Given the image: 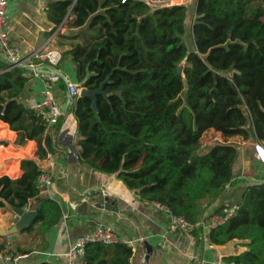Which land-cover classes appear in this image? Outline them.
<instances>
[{
    "label": "trees",
    "instance_id": "16d2710c",
    "mask_svg": "<svg viewBox=\"0 0 264 264\" xmlns=\"http://www.w3.org/2000/svg\"><path fill=\"white\" fill-rule=\"evenodd\" d=\"M194 7L192 47L184 40L185 4L153 8L141 0H51L46 13L52 30L62 24L84 27L54 67L70 58L80 87L87 89L107 79V96H97L96 111L88 96L71 99L78 161L116 174L139 200L197 224L231 182L238 152L225 141L200 150L203 133L213 128L247 138L249 122L251 133L264 141V0H195ZM38 62L48 65L31 63ZM231 64L244 66L248 77L225 74L222 66ZM28 69L0 61V120L16 133L15 144H37L35 158L20 159L18 177L0 176V208L23 209L38 198L34 220L20 231L39 224L45 232L58 223L62 209L36 188L43 170L38 160L53 149L44 117L20 99ZM57 81L65 90L64 81ZM236 205L231 218L209 231L208 241L245 246L220 264H264V181L247 185ZM133 257L123 241L89 243L82 264H132Z\"/></svg>",
    "mask_w": 264,
    "mask_h": 264
},
{
    "label": "crops",
    "instance_id": "0c3cea01",
    "mask_svg": "<svg viewBox=\"0 0 264 264\" xmlns=\"http://www.w3.org/2000/svg\"><path fill=\"white\" fill-rule=\"evenodd\" d=\"M50 1L7 0V30L10 41L18 48L26 62L43 61L41 54L47 50L57 49L61 52L68 49L71 43L77 41L73 36L84 28H67L66 24H62L52 30L54 25L48 21L46 13ZM173 4L188 6L185 25L186 34L189 32L191 36L192 47L191 25L195 17V0H173L169 5ZM60 34L64 37H60ZM0 61L6 63L2 52ZM35 67L37 75L31 69L26 72L29 79L20 96L28 107H32L42 98L43 82L46 77L54 76L48 71H39L40 67L47 70L50 68L49 65L38 62L35 63ZM53 68L66 78L64 81L61 76L55 75L64 81L65 90L59 87L57 79L52 83V92L64 109V114L57 125L50 126L46 131V135L52 141L53 151L46 159L37 160L44 171L52 173L53 183L51 195L48 197L53 198L61 206L62 217L45 232L40 229L39 224H35L30 232L18 231L11 237L0 236V243L3 239L10 238L14 249H29L25 262L49 260L56 264H68L65 251L75 239L91 231L98 224H107L117 231L121 241L132 247L134 252L132 264L144 263L141 241H147L152 247L149 264H220L224 256L245 250V246L235 240L223 245L210 243L202 237V226L197 228L198 236L192 237H186L180 231H170L169 216L164 209L155 203L139 200L134 191L127 189L116 174L96 172L80 163L74 146L76 121L70 110L72 98L67 92L68 84H76L79 90L81 88L80 82L76 79L75 64L70 58H63L58 67ZM245 128L248 129L247 138L240 133L225 135L213 128L206 130L201 137L202 151L216 142L225 141L234 144L238 152L232 166L231 182L226 185L224 192L205 208L199 222L207 221L218 208L237 203L247 185L264 181V164L260 163L253 153L254 143L258 140L251 133L249 125ZM72 132L74 136L65 139L67 133ZM15 138L16 133L0 120V156L11 167L8 173L0 176L18 177L21 174L20 159L35 158L36 142L28 140L25 144L18 145L14 143ZM247 149L251 150V157L247 156ZM98 191L117 203V213L105 209L92 210L97 204L98 197L94 196ZM37 201L38 198L32 199L26 209H34ZM13 214L12 210L0 208V227H10L18 219ZM45 252L52 253L53 256H46Z\"/></svg>",
    "mask_w": 264,
    "mask_h": 264
},
{
    "label": "built area",
    "instance_id": "2783aa9c",
    "mask_svg": "<svg viewBox=\"0 0 264 264\" xmlns=\"http://www.w3.org/2000/svg\"><path fill=\"white\" fill-rule=\"evenodd\" d=\"M173 0H145L151 7L168 6L172 4ZM8 26V15H7V0H0V50L6 60V63L13 65H23L31 69L34 74L37 75L35 64L26 62L20 55L18 48L13 45L10 41V36L7 30ZM41 57L47 61L50 67H54L61 58V52L57 49L47 50L41 54ZM57 79V76L46 77L43 82L42 98L36 102L31 108L37 113L44 117L47 124V129L52 125H57L60 118L64 114V109L57 101L56 97L52 92V83ZM67 92L70 98L76 97L79 94V88L76 84H68ZM74 136V132L67 133L65 139H70ZM253 153L255 158L262 164H264V141H257L253 146ZM48 156V155H47ZM52 173L42 170L39 176L36 178V188L40 194L50 196L52 189ZM166 211L169 216V230L180 231L186 237H192L194 231L202 226L203 239L208 241V233L211 229L223 224L226 220L231 218L237 208L235 204H229L222 207L221 212L212 214L207 221L198 222L192 224L187 221L183 216L176 215L169 211V209L159 203H155ZM74 209L75 207L72 206ZM27 210L26 207L23 208ZM16 217L15 214H13ZM121 241L117 231L107 224H98L91 231L80 235L75 239L65 251L68 264H82L85 247L89 243H116ZM46 256L52 253L45 252ZM50 256V257H51ZM27 254H23L14 249L11 242L7 239L1 243L0 247V264H17L21 261H25Z\"/></svg>",
    "mask_w": 264,
    "mask_h": 264
},
{
    "label": "water",
    "instance_id": "95a60500",
    "mask_svg": "<svg viewBox=\"0 0 264 264\" xmlns=\"http://www.w3.org/2000/svg\"><path fill=\"white\" fill-rule=\"evenodd\" d=\"M145 1V0H141ZM178 72L181 71V66L179 65L177 68ZM39 71H48L51 73V75H59L61 78H63L64 81H66L65 76L59 72L58 70L54 69L53 67L48 68L47 70H43L42 67L39 68ZM107 82V79H105L96 89H87L86 87H81L79 90L78 96H88L92 99V108L96 111L97 110V96L103 95L107 96V94L103 90L104 83ZM184 88H187V82L185 79H183ZM98 194L94 196V198L98 197L97 204H93L94 207H92V210L95 209H105L107 211H111L114 213L118 212L117 203L112 202L109 199L108 195H104L103 192L98 191ZM14 214L18 219L10 225L8 228H2L0 227V236H9L12 234H15L16 232L20 231L24 227H26L29 223H31L35 216L36 211L35 209L30 210H24V209H13ZM140 245L142 246V249L144 251V263L143 264H149L148 260L150 257V254L152 252V247L147 241H141ZM134 264V263H133Z\"/></svg>",
    "mask_w": 264,
    "mask_h": 264
},
{
    "label": "rangeland",
    "instance_id": "374dc122",
    "mask_svg": "<svg viewBox=\"0 0 264 264\" xmlns=\"http://www.w3.org/2000/svg\"><path fill=\"white\" fill-rule=\"evenodd\" d=\"M193 8V7H192ZM192 11V10H191ZM184 40L186 42V44L190 47L191 45V36H190V33L187 32V34H185L184 36ZM222 67H224V73L227 74H232V73H236L237 75L241 76V77H248V74L245 72L246 71V68L243 66V67H240L236 64H231L229 66H226V65H223ZM249 125V122L248 124ZM246 125V126H247ZM247 156L251 157V150L247 149ZM2 160V161H1ZM4 162V159L2 156H0V170L2 169V167H5L4 170L0 171V174H6L8 173V169H11V167L9 166V164L7 163H3ZM235 162V161H234ZM234 164V163H233ZM13 211V210H12ZM14 235V234H13ZM13 235H9V237L13 236ZM8 237V238H9ZM4 241V239H3ZM1 241V243L3 242ZM9 241L11 242L12 244V241L10 240L9 238ZM38 242V241H37ZM0 243V244H1Z\"/></svg>",
    "mask_w": 264,
    "mask_h": 264
}]
</instances>
